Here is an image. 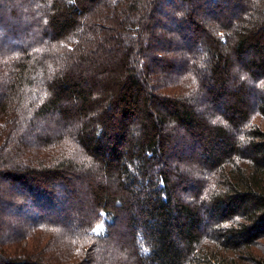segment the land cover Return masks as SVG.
<instances>
[{
  "label": "trees",
  "instance_id": "trees-1",
  "mask_svg": "<svg viewBox=\"0 0 264 264\" xmlns=\"http://www.w3.org/2000/svg\"><path fill=\"white\" fill-rule=\"evenodd\" d=\"M11 6L0 264H264V0ZM43 116L62 130L24 136ZM75 189L81 219L20 214Z\"/></svg>",
  "mask_w": 264,
  "mask_h": 264
},
{
  "label": "rangeland",
  "instance_id": "rangeland-1",
  "mask_svg": "<svg viewBox=\"0 0 264 264\" xmlns=\"http://www.w3.org/2000/svg\"><path fill=\"white\" fill-rule=\"evenodd\" d=\"M177 3H179V1H177ZM23 4H24V0H12V6H11V9H16V12H17V9H20L21 7H23ZM38 8H40L39 6L36 8V9H38ZM184 8H185V10H186V4H183L182 5V9L181 10H184ZM207 13V15H208V12H206ZM206 13H204V15L206 16ZM199 15H196L195 17L198 19V20H200V18L198 17ZM210 16V15H209ZM227 16V15H226ZM211 17V16H210ZM215 20H220L222 17L221 16H218V17H213ZM213 18L211 17V20H213ZM206 19H208V18H206ZM185 34H187V33H185ZM183 36V35H182ZM183 37H186V38H188V39H190L191 38V35L190 34H187V36H183ZM190 37V38H189ZM110 45H111V47H113V46H115L113 43H112V41L110 42ZM1 47L4 49V50H6V51H8L7 49V47L6 46H3V45H1ZM190 53V55H192L193 53H195L193 50V48H190V49H187ZM8 57V56H7ZM11 63V62H10ZM7 64L6 65V67L7 68H13V66H12V63L11 64ZM0 68H4L3 66H0ZM14 69V68H13ZM254 116H255V120H254V122H255V124H258V126L264 131V116H261V115H259V114H254ZM54 120H56V118L55 117H52V118H48L47 116H43V117H38V118H35L34 120H31L30 121V123H28L27 125H26V128H25V130L23 131L24 132V136H26V135H28V136H30L29 135V132H30V134L31 133H33V134H35L36 136H38L40 133H43V132H45L46 131V129H48V130H54V131H59V130H62V128H60V126H58V124H57V122L55 121V123L54 124H51L52 122L51 121H54ZM50 122V123H49ZM41 125H44V127H42ZM41 126V127H40ZM25 127V126H24ZM15 134V133H14ZM16 135V134H15ZM27 140H33L32 138H28L27 137ZM35 140V139H34ZM33 140V141H34ZM34 142H36V141H34ZM35 144H38V143H35ZM33 147H35L34 145H32L31 146V148L30 149H32ZM76 194V195H75ZM61 197H64L66 200H65V205L66 206H62V209L61 210H58L57 208H55L56 206H49L48 204H46V205H40V206H37V207H34V208H32L31 207V205L29 204V206H28V203H29V200H27V201H23V202H25L27 205L20 211V214H22L23 212H25L26 210H28V209H34L33 211L34 212H37V211H40V212H42L43 214H45V215H50V216H54V215H60L59 217H63L65 214H70L72 211H74V210H76L77 212H78V214H74V216L75 217H77V218H79V219H81L82 218V216L81 215H83L82 214V212H80L79 210H81V206H83L84 205V201H85V194L84 195H80L79 197H78V190L77 189H75V191H74V197H71L69 194H67V195H62ZM63 198V199H64ZM19 203V202H18ZM42 214V215H43ZM9 217H7V219H8ZM6 219V220H7ZM10 219V218H9ZM69 219V218H68ZM67 219V220H68ZM117 253V252H116ZM122 253H123V250H120L117 254L119 255V257H120V255H122ZM118 255H117V259L119 258L118 257Z\"/></svg>",
  "mask_w": 264,
  "mask_h": 264
}]
</instances>
